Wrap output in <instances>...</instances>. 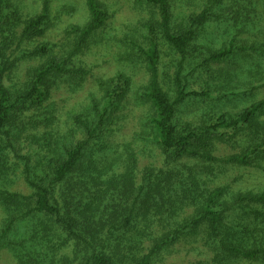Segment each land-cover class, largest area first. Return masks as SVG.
<instances>
[{"label": "trees", "instance_id": "1", "mask_svg": "<svg viewBox=\"0 0 264 264\" xmlns=\"http://www.w3.org/2000/svg\"><path fill=\"white\" fill-rule=\"evenodd\" d=\"M11 1L0 0V208L6 216L0 249L18 264H172L175 246L200 240L211 258L199 264H264V191L214 182L228 166L264 171V100L236 116L205 115L200 125L181 122L178 114L185 102L212 97L209 91H190L181 77L186 62L204 55L198 41L205 29L222 21L227 7L238 8L246 26L255 25L264 0H204L201 11L187 16L178 29L172 0H137L153 10L155 19L147 25L149 44L138 46L134 56L148 76L139 95L148 108L142 136L162 158L161 167L143 170L131 146L122 150L108 143L118 132L117 114L133 88V78L123 73L101 82L102 98L74 117L81 139L46 132L40 153H19L17 122L28 118L33 129L50 127L56 119L50 107L54 92L88 74L76 60L94 44L110 15L102 3L85 0L88 21L77 29L71 50L67 55L51 45L33 50L31 56L43 62L19 93L6 86L19 61L6 57V51L12 50L21 25L18 48L42 38L52 22L48 2L41 14L24 22ZM228 14L235 15L231 9ZM260 47L253 50L263 59L264 44ZM165 48L177 60L166 87L161 79ZM245 51L232 42L200 69ZM31 110L39 116L27 117ZM231 143L241 145L240 153L216 154L220 145ZM19 177L30 195L13 190Z\"/></svg>", "mask_w": 264, "mask_h": 264}, {"label": "rangeland", "instance_id": "2", "mask_svg": "<svg viewBox=\"0 0 264 264\" xmlns=\"http://www.w3.org/2000/svg\"><path fill=\"white\" fill-rule=\"evenodd\" d=\"M97 1L106 6L110 19L94 38V44L76 60V64L88 74L79 83L73 81L64 83L54 92L50 107L56 119L49 124L48 129L45 124L33 129L28 118L17 122L16 135L20 134V142L17 144L20 147L19 153L26 156H33L35 152L40 153L45 144L42 136L46 132L56 131L62 138L70 136L72 139H81L82 134L76 130L73 123L74 117L86 114L93 102L102 98L101 82H106L123 73L133 78V88L117 114L119 116L118 132L110 137L111 140L109 139L108 143L120 148L126 145L131 146L137 154L140 170L146 167L159 168L162 166L160 151L142 136L148 108L139 95L143 91L142 88L148 84V76L143 67L137 66L134 58L138 46L149 44L150 35L147 25L154 19L153 10L137 0ZM225 1L226 4L232 2V0ZM46 2L49 4L52 22L49 31L42 38L25 43L18 48L16 43L20 40L24 27L21 25L16 30L13 46H10L12 50L6 51V57L13 61L19 60L9 73L6 86L14 91L18 90L19 93L24 88L30 73H33L43 62V59L31 56V52L42 45H51L57 53L67 55L77 37V29L84 27L88 21L85 0H12L11 4L20 11L22 21L26 22L29 18L41 14ZM203 5L204 0H172L175 29L183 28L187 16L199 13ZM227 8L224 11L227 15L225 13L223 20L206 28L200 42L198 41V48L204 55H199L197 60H190L188 64L186 62L181 74L184 84L189 86L190 91H209L212 97L209 101L195 100L182 104L178 113L181 122L200 125L205 115L216 116L215 113L236 116L264 100V58L260 59L253 50L261 49L260 46L264 44V4L259 5L256 24L248 26L240 21L238 8ZM229 9L235 15L228 14ZM5 11L8 13L9 8H5ZM242 28L244 31L241 30L238 33ZM232 42L235 43L236 48L243 46L246 51L238 52L231 59L223 62H209L204 66L205 69H200L212 53L229 47ZM175 62H177L175 56L165 48L161 65V79L165 87L174 79ZM223 95L229 98L219 101V96ZM26 116H39V113L31 110L26 113ZM43 151L48 153V149ZM240 151L239 143H231L220 145L216 154L228 157ZM32 163H35L34 159ZM225 168V174L218 175L214 181L215 185H231L235 189L244 191H264V171L232 166ZM13 190L23 195L32 193L26 187L22 177L17 179ZM5 218L0 208V231ZM172 252L168 261L172 264H199L211 258L210 251L200 240L193 243H180ZM0 264L18 263L10 252L0 249Z\"/></svg>", "mask_w": 264, "mask_h": 264}]
</instances>
